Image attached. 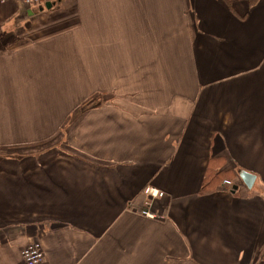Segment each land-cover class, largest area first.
<instances>
[{"label":"crops","instance_id":"0c3cea01","mask_svg":"<svg viewBox=\"0 0 264 264\" xmlns=\"http://www.w3.org/2000/svg\"><path fill=\"white\" fill-rule=\"evenodd\" d=\"M249 2L0 4V264L34 241L46 264H264V0ZM210 168L257 180L208 186ZM147 187L164 220L140 215Z\"/></svg>","mask_w":264,"mask_h":264},{"label":"built area","instance_id":"2783aa9c","mask_svg":"<svg viewBox=\"0 0 264 264\" xmlns=\"http://www.w3.org/2000/svg\"><path fill=\"white\" fill-rule=\"evenodd\" d=\"M9 0H0V4H3ZM25 7L33 10L39 8H45L47 3H52L54 0H18ZM235 183L225 180L223 181L221 188L233 191ZM148 201L145 203V207L139 212L141 216L150 220H164L165 217L157 215L150 210L152 201L155 199H161L165 197V194L153 187H147L144 191ZM24 264H46V254L43 244L39 241H34L28 244L22 252Z\"/></svg>","mask_w":264,"mask_h":264},{"label":"trees","instance_id":"16d2710c","mask_svg":"<svg viewBox=\"0 0 264 264\" xmlns=\"http://www.w3.org/2000/svg\"><path fill=\"white\" fill-rule=\"evenodd\" d=\"M223 1H225L230 7H232V0H223ZM260 1L261 0H250L249 4H250L251 7H253V6H256ZM230 174L233 175V173H231L229 171L228 172H226V171H221L220 172L218 170H215V169L213 170L212 168H210L209 172L207 173V178H206L205 181L207 182L208 186L215 185V184L218 185V186H221L223 181L228 180L226 178H227V176H230ZM235 175H237V174H235ZM234 192H236L235 188H234ZM143 196H145L144 192H143ZM142 208H144V207H141V210H142Z\"/></svg>","mask_w":264,"mask_h":264},{"label":"water","instance_id":"95a60500","mask_svg":"<svg viewBox=\"0 0 264 264\" xmlns=\"http://www.w3.org/2000/svg\"><path fill=\"white\" fill-rule=\"evenodd\" d=\"M55 5H56L55 3H47L45 8H42L40 11L41 12H43L44 10L50 11L55 7ZM238 176L241 179L242 183L249 190H252L257 180L256 176L244 170L239 171Z\"/></svg>","mask_w":264,"mask_h":264},{"label":"rangeland","instance_id":"374dc122","mask_svg":"<svg viewBox=\"0 0 264 264\" xmlns=\"http://www.w3.org/2000/svg\"><path fill=\"white\" fill-rule=\"evenodd\" d=\"M87 90H88V89H87ZM235 174H237V173H235ZM234 178H235V177H234L232 174H230V176H227L226 179H228L229 181L231 180V181L233 182V181L235 180ZM236 178H237V176H236ZM236 183H237V185L240 186V187L243 186L242 181H241L240 178L237 180Z\"/></svg>","mask_w":264,"mask_h":264}]
</instances>
